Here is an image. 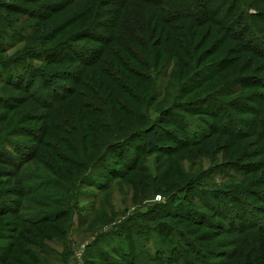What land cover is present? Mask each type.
<instances>
[{
  "label": "rangeland",
  "instance_id": "obj_1",
  "mask_svg": "<svg viewBox=\"0 0 264 264\" xmlns=\"http://www.w3.org/2000/svg\"><path fill=\"white\" fill-rule=\"evenodd\" d=\"M248 1L256 5L250 13L260 12L258 18L262 21L258 19L257 28L264 35V3ZM139 2L129 0L123 8L115 0H0V135L7 134L10 144V159L0 155V190L6 203L11 202L16 209L0 216V231L5 230L13 239L10 258L16 261L11 264H36L35 260L62 264L60 259L66 264H109L102 253L106 251V259H114L110 252L116 244L111 235L119 225L122 228L135 217L143 240L142 247L134 248L136 255L131 264H151L148 256L162 252L153 251L154 248L162 250L168 246L169 228L194 238L198 250L211 264H260L261 260L264 264V234L253 227L246 230L244 218L240 225L242 216L249 213L245 207L250 203L248 191L255 188L264 195V152L259 141L251 135L234 138L214 127L197 144L185 141L179 145L175 138L183 140L181 127L166 123L171 116L163 114L173 104L181 103L179 108H184L183 103L213 95L227 80L248 77L249 84L253 80L254 85L239 93V102L251 106L252 115L258 116L257 111L262 110L264 119V84L255 87V83H264V60L241 51L216 26L198 27L189 21L177 22L172 28L164 26L160 22L164 12L149 6L140 8ZM198 6L202 8L203 4ZM91 33L94 37L113 36L112 45L108 48L96 43L88 37ZM166 38L170 40L165 42ZM177 46L184 47L189 56L183 51L177 54ZM94 49L99 52V59L84 64ZM34 50L39 51L37 56L33 55ZM17 53L35 69L15 81L13 71L16 75L21 70L8 69L7 62ZM63 54L74 56L76 61L64 60ZM183 56L191 59L184 62L188 66L190 62L193 72L201 65H222L223 61L232 64L214 81L185 92L179 87L190 73L177 74L171 67ZM139 61L144 65L134 63ZM110 63L114 71L109 69ZM36 69L47 78L54 76L55 85L49 87L47 79L37 77ZM167 73L170 78L166 79ZM137 74L150 80L155 93L149 82L138 81ZM72 76L78 80L73 81ZM30 78L31 87L27 83ZM160 92L163 94L153 100ZM235 97L224 101L232 102ZM141 98L152 99L143 118L137 103ZM243 105L240 106L245 108ZM225 109L234 119L228 130H249L250 123H245L252 117L249 111ZM191 110L185 113L186 119L201 112ZM120 121L126 123L124 128ZM153 122H157L159 131L156 149H147L143 137L137 136L104 153L109 143L126 139L131 131ZM206 122L203 119L198 123L192 118L187 133L205 130ZM232 163L241 165L238 177L219 179L215 173L210 178L213 180L206 178L201 181L203 187L198 185V189L208 192L198 190L203 192L199 203L192 196L190 202L201 222L175 214L181 207L189 208L182 201L189 183L198 179L200 184L201 175L213 167L234 175L226 168ZM49 181L59 185L46 189ZM36 186L38 192L33 190ZM28 188L32 192L26 194ZM233 188L239 190L238 204L230 198L235 197ZM244 188L247 191H242ZM173 194L178 200L170 202ZM253 199L250 198L255 204L257 199ZM65 202L69 203L68 208H64ZM157 206L165 209L154 210ZM235 212L240 215L235 217ZM196 214L191 213L190 217L195 219ZM254 215L250 212L251 217ZM33 218L38 222L34 223ZM259 221L264 225L263 219ZM151 227H158L164 243L160 239L156 242L155 237L149 244L144 241ZM10 241L2 240L0 245ZM170 254L175 255L173 251ZM169 256L164 253V257Z\"/></svg>",
  "mask_w": 264,
  "mask_h": 264
},
{
  "label": "trees",
  "instance_id": "obj_2",
  "mask_svg": "<svg viewBox=\"0 0 264 264\" xmlns=\"http://www.w3.org/2000/svg\"><path fill=\"white\" fill-rule=\"evenodd\" d=\"M129 0H115V3L120 4L123 8L126 7L127 2ZM136 1V0H135ZM200 0H140L139 2V6L140 8L142 7H153L156 8L162 12H164V15L161 16L160 18V22L167 27H174L176 25L177 22H181V21H189L191 22L193 25L198 26V27H202L205 25H212V26H216L220 29V31H222V34L224 37H226V39L228 40H232L235 41L236 44H238V47L241 51L246 52V53H250L255 55L257 58H260L261 60H264V35L261 34L257 28V23H258V15H260L259 11H255L253 13H250L249 11L252 10V7L256 6L254 3L248 1V0H219L218 4H214L216 0H209L210 4H205L203 1L199 2ZM255 2H259L264 3V0H256ZM198 3H202L203 7L200 8L198 6ZM261 11V10H260ZM264 19V16H262ZM121 19V18H120ZM259 21H262L261 19H259ZM115 23V22H114ZM117 26V24H115V27ZM155 30V29H154ZM156 32V30H155ZM102 34V33H101ZM88 37H90L91 39H93L96 43H101V44H106V47H110L112 44V39H114L113 36H109L106 38V36L102 37H94L93 34L91 33ZM162 39V40H161ZM170 40V38H166L165 42H168ZM163 41V38H161L160 36V40L159 42ZM148 45V44H147ZM175 48V45H174ZM148 49V47H147ZM76 50V49H74ZM190 50V49H189ZM88 49L85 50V52L87 53ZM177 54L181 51H183V53L185 54V56H189V54H187L186 49H184V47L182 48V46H177V49L174 50ZM174 52V53H175ZM19 54L17 53L12 60H10L9 62V67H7L8 69H20L21 72H18L16 75L14 74L15 71H13L12 76L14 77V80L16 81L17 79H24L25 78V73L29 72L31 69H35L32 68V65H30V63H25V61L21 58H19ZM39 54V51L34 50L33 51V55L37 56ZM182 54V53H181ZM175 56V55H174ZM172 55V57H174ZM63 59H67V61H76L75 59H73L72 57L74 56H69V54H63ZM160 57V54L158 55V58ZM162 57V56H161ZM184 57V56H183ZM181 57L180 59H176L175 62H172L173 65L171 67H174V71L177 74H187L190 73V76L188 77V79L181 83L180 87H179V91L180 90H184L185 92H189V90L193 91L199 88H202L203 86H205L206 84L210 83L211 81H214L217 77H219V75L224 72L225 70L227 71V69L229 68V66L232 64V61H223L222 65L218 64V63H212L209 66H203L201 65V67H199L200 65H198V69H196L194 72L190 69V62H189V66L188 63L186 64L184 61H191V59L188 58V60L186 59V57ZM19 58V60H18ZM88 60L84 63V64H89V63H93V61H97L99 59V52L94 49L91 53L90 56L87 57ZM84 59V57H83ZM91 59V60H90ZM123 61V58H121ZM171 59V58H170ZM128 62V61H126ZM171 61L167 60V63ZM119 63H123L122 61H120ZM135 64L138 63V65L141 64L140 61L139 62H134ZM183 65L184 67H181L180 65ZM111 68H109L111 71H114L113 69V65L110 63ZM144 65V64H142ZM131 66V65H129ZM125 67V65H124ZM120 68H122V66H120ZM23 69V71H22ZM28 69V70H27ZM231 69V68H230ZM6 70V69H4ZM27 70V71H26ZM188 71V72H187ZM35 72V70H34ZM140 72V71H139ZM143 73V72H141ZM140 73V74H141ZM37 77L44 79H47L48 82V86L49 87H53V85H55V78L54 76H48L41 71H38L36 69V73ZM144 74V73H143ZM35 75V76H36ZM167 73V78H170V75ZM20 77H24V78H20ZM73 81H77V77H73L72 76ZM137 79L139 82H141L142 84H147L150 88H154L153 91L155 93V87H151L150 85V80L145 76V75H138L137 74ZM26 80V79H25ZM249 78L248 77H243V78H237L234 81H226L224 83H221L218 87V91H214L212 94L213 95H208L202 99L196 100L195 102L189 101L187 104L183 103V105H186V107L184 108H179L182 104L179 103L178 105H172L171 108L169 110H166L165 112H163L164 115L167 114V116H171L170 121L166 120V123L170 122V123H178L179 126L181 127V129L179 130L180 133L182 134V136H180L183 140H179L177 138L176 142L181 145V143L183 144L185 141L188 142L189 144L192 143L193 144H197L198 142H200L202 139L207 138V136H209L210 134V130L214 129V127H218V131L217 132H225V133H231L232 136L234 138H241V137H246L248 135L254 136L260 146V148L262 149V151L264 152V119L262 118V110L257 111L258 116L252 115V111H254V109L251 106H247V105H243L245 102L241 103L239 102V93H242L244 91H246V89L248 87H250V85H254V81L252 80L251 84H249ZM28 86L31 87L33 84V80L32 78H30L29 80H27ZM76 84H79V82H76ZM264 83L259 82V83H255V87L259 86L261 87ZM27 86V87H28ZM264 86V85H263ZM70 89V88H69ZM70 91V90H69ZM160 94H163L162 92H160L159 94L157 93L156 96L154 98H152L153 100L158 97ZM230 96H236L232 102H226L224 101L225 98L230 97ZM264 97V96H261ZM151 99V100H152ZM149 98L145 99V98H141L137 101L138 103V111H139V116L143 118V116H145L144 114L148 111V108L150 107L149 103L150 101ZM1 101H3L4 103L8 102V99H2ZM137 103H135V105H137ZM237 103H239L240 105H243L245 108H242L240 105H236ZM191 104V105H190ZM195 106V107H194ZM227 107L228 110H231L232 108H239L240 111L245 112V110L249 111V116L251 115L252 117L245 119V123H250V128L248 131H243V128L240 127L238 129H236L234 132L232 129L228 130V125H230V123L233 122V118L231 115H229V112L226 111L225 108ZM127 109V108H126ZM144 110L143 112L140 113L141 110ZM192 109V110H191ZM195 111V110H201V112L197 113L198 116L197 117H191L189 114L188 116L189 119H186L184 117L185 113H188L189 111ZM184 112L183 113H180ZM225 111L227 113H225ZM126 117H130L129 114L125 113ZM163 115V117H164ZM159 117V122L161 121L160 119V115ZM162 117V118H163ZM204 117V118H203ZM192 118L193 121H197L198 123H200L201 121H203V119L207 120L206 123H208V125L206 126L205 130L203 128L200 129V131L198 133L196 132H191V133H187L188 130L190 129V125L192 123ZM127 119V118H125ZM174 119V120H173ZM226 121V124L222 125V122ZM138 121V119H136ZM132 121H128V125L131 124ZM158 122V120H157ZM157 122H153L151 123L149 126H145L142 129H135L133 131H131V134L126 137V139H122L119 142H115V143H109V145L107 146L106 150L109 149H114L116 147H118L120 144L129 142L131 138L137 137V136H142L143 139L145 140V145L147 146V149L149 150H154L157 148V143H158V139H159V131H158V126H157ZM121 126H123V128L125 127L124 124H126L125 122H119ZM132 125V124H131ZM135 126V125H134ZM7 134H2L0 135V155L7 158L6 156H9L7 159H10V154L8 153V151L10 150L8 147V137L6 136ZM123 142V143H122ZM10 145V144H9ZM13 145V143H12ZM11 145V146H12ZM14 146V145H13ZM3 149H2V148ZM14 150L16 149V146L12 147ZM109 148V149H108ZM103 153V155H104ZM106 157V156H104ZM241 165H238L236 163H232L229 164L226 168H229L233 171L234 175H230V173H228L229 171L227 170H221V169H216V167H213L211 170H208L206 173H203V175H201V180H200V184H197V180L195 179L194 182H192V184L189 183V185L187 186V188H185L184 193L185 195H182V201L187 204V206L189 208H185V207H181L179 213H175L178 214L179 217L181 218H188L190 219L192 222H201L200 218V214H196V210L195 207L193 206V204H191L192 202V196L195 199L194 201L197 203H199V196H201V192L206 190H202V189H198V187H203L202 186V180L208 178L209 180H213L210 179L213 177V175L216 173L218 175V178L220 179L221 177L227 176V177H238V175H240V168ZM238 170V172H237ZM243 171V170H241ZM207 175V176H206ZM40 184V183H39ZM53 184V185H52ZM55 186L57 187V182L56 181H49V184L46 186V189L49 188L50 186ZM199 185V186H198ZM228 188V186H227ZM242 188V187H240ZM36 189V190H34ZM34 191H37V186L35 188H33ZM198 190H202L200 192H198ZM242 191H247L246 188H244V190L242 189ZM241 191V192H242ZM32 192V188L29 189L28 191L26 190V194ZM228 192L230 193V191L228 190ZM233 193V196L235 197H231L230 198L233 200V202L235 201L236 204H238V202L240 200H238L236 198V195L239 193V190L235 188L232 189L231 191ZM249 192V193H248ZM248 196L250 198H255L257 199V202L254 204L253 201L249 199L248 205H246L245 207L248 208V214H246L245 217L242 216V218L240 219V225L243 218L244 220L247 221V225L245 227L246 230H252V227L258 231L260 230L263 234H264V225H260V220H264V195L260 194V192L255 191L254 190H249ZM24 193V195H26ZM203 193V192H202ZM208 193V192H207ZM227 193V192H225ZM264 193V191L262 192ZM214 194V193H213ZM213 198L214 196L212 194H210ZM215 195V194H214ZM228 195V194H227ZM226 195V196H227ZM3 192L2 190H0V216L4 215V214H9L8 212H12L15 211L16 209L13 208V206L11 205V202H7L5 201V199H3ZM253 199V200H255ZM170 202H172L173 200H178V197H176L174 194L169 198ZM59 201H61L59 199ZM253 202V203H252ZM14 203V201H13ZM181 204V202H180ZM201 204V203H200ZM257 204V205H256ZM69 203L63 204L64 208H68ZM204 205V204H201ZM180 205H178L179 207ZM207 206V205H204ZM165 209V206H157L154 210H161V209ZM7 210V211H6ZM9 210V211H8ZM19 212V211H18ZM17 212V213H18ZM186 212V213H184ZM250 212L254 213V216H250ZM16 213V214H17ZM192 214H196V218L192 219L190 217V215ZM15 214V212H14ZM145 215V214H144ZM238 215H240V213H236L235 212V217H238ZM259 216V217H258ZM251 217V218H250ZM35 218H33V222L37 223L38 221H34ZM238 219V218H237ZM137 219L136 217L133 219H129V222L125 224V226H123L121 228V226L119 225L116 228V233L114 235H111V238L114 237V241H115V247L112 250V252H110V255H113L114 259L112 258H108L106 259V251L103 254V259L106 260L109 264H119L118 262H120V264H131L133 262V260L135 259V249L136 247L139 248L142 247L141 242L143 240V237H141L139 230L136 228V223ZM264 222V221H263ZM234 222L232 221V224ZM231 224V225H232ZM134 228H136L137 230H134ZM250 228V229H247ZM130 230V231H129ZM245 230V231H246ZM5 231V230H4ZM3 230L0 231V241L2 240H7L10 239V243H6L5 245H0V264H8L13 261H16L15 258H10L13 254L12 249L14 248V243H13V239L11 237H8V235L4 232ZM15 232V231H14ZM244 232V231H243ZM245 234V233H244ZM68 235V232H67ZM66 235V237H67ZM110 237V236H109ZM155 237L156 242L158 241V239H160V241L162 243L163 240L160 237V232L158 227L156 229H152L149 228L147 230V234L144 237V241L146 243H150L151 240ZM167 242H168V246H166L165 248H163L162 250L159 247L154 248L153 251H162V252H157L155 253L154 256H148V261L151 262V264H211L210 261H208V257L205 258V253H202L201 251L198 250L197 246L195 245V240L194 238H192L188 233L184 232V231H180V230H175V228H169L168 231V235H167ZM94 247V245H93ZM92 247V248H93ZM170 251L174 252V256L172 257L170 254ZM47 252V251H46ZM164 253H169V257L166 258L164 257ZM193 254V255H192ZM206 254L209 256L208 252L206 251ZM47 255V254H46ZM66 256L69 255V252L65 253ZM117 256V258L115 257ZM58 259V258H56ZM59 261V260H58ZM198 261V263H197ZM19 262V261H18ZM41 261H37L35 260L34 263L36 264H42ZM62 264H66V260H61L60 261ZM262 260L260 261L261 264ZM87 264V263H86ZM140 264V262L138 263Z\"/></svg>",
  "mask_w": 264,
  "mask_h": 264
},
{
  "label": "built area",
  "instance_id": "obj_3",
  "mask_svg": "<svg viewBox=\"0 0 264 264\" xmlns=\"http://www.w3.org/2000/svg\"><path fill=\"white\" fill-rule=\"evenodd\" d=\"M156 199H160V196H156ZM78 259H80V255H77Z\"/></svg>",
  "mask_w": 264,
  "mask_h": 264
}]
</instances>
